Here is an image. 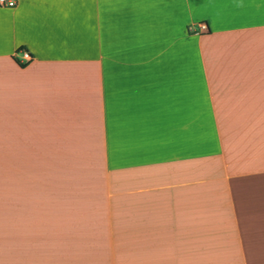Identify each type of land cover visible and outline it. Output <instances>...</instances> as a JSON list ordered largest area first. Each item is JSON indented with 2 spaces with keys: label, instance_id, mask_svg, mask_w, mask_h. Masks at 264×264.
I'll return each instance as SVG.
<instances>
[{
  "label": "crops",
  "instance_id": "0c3cea01",
  "mask_svg": "<svg viewBox=\"0 0 264 264\" xmlns=\"http://www.w3.org/2000/svg\"><path fill=\"white\" fill-rule=\"evenodd\" d=\"M255 227L264 0L0 7V264H249Z\"/></svg>",
  "mask_w": 264,
  "mask_h": 264
},
{
  "label": "rangeland",
  "instance_id": "374dc122",
  "mask_svg": "<svg viewBox=\"0 0 264 264\" xmlns=\"http://www.w3.org/2000/svg\"><path fill=\"white\" fill-rule=\"evenodd\" d=\"M255 235L253 236V242L248 241L245 242V246H247V255H248V263L249 264H264V257H260L258 255V241H257V227H255ZM238 250V247L236 248ZM235 264H241V259H236Z\"/></svg>",
  "mask_w": 264,
  "mask_h": 264
},
{
  "label": "built area",
  "instance_id": "2783aa9c",
  "mask_svg": "<svg viewBox=\"0 0 264 264\" xmlns=\"http://www.w3.org/2000/svg\"><path fill=\"white\" fill-rule=\"evenodd\" d=\"M15 5H16V0H0V7L12 8ZM198 25L201 31L207 30L205 23H199ZM22 54H23V57L26 58L27 60L30 59V56L27 52L23 51Z\"/></svg>",
  "mask_w": 264,
  "mask_h": 264
}]
</instances>
